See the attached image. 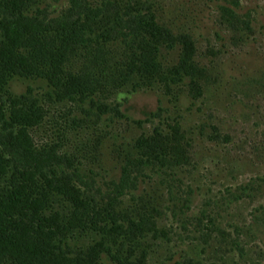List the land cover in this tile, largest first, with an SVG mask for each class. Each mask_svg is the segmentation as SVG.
Wrapping results in <instances>:
<instances>
[{
    "label": "rangeland",
    "instance_id": "obj_1",
    "mask_svg": "<svg viewBox=\"0 0 264 264\" xmlns=\"http://www.w3.org/2000/svg\"><path fill=\"white\" fill-rule=\"evenodd\" d=\"M234 1L157 2L158 21L192 41L195 75L204 69L195 76L200 86L150 79L141 63L129 68L132 46L117 40L106 44L105 60L92 71L99 79L95 98L105 106L70 99L35 77L14 76L0 87V109L7 113L23 108L19 99L31 91L43 117L31 130L35 144L55 147L91 172L95 188L82 187L81 198H94L104 215L84 221L76 237L84 247L110 245L122 264H264V0H236L235 19L226 12ZM13 2L51 19L69 5L0 0ZM184 54L182 42L162 48L164 74ZM81 62L67 69L77 71ZM157 134L165 139L157 154L172 175L147 170L109 212L111 182L138 154L133 145ZM127 219L153 222L155 229L129 230ZM104 254L97 264H120Z\"/></svg>",
    "mask_w": 264,
    "mask_h": 264
},
{
    "label": "trees",
    "instance_id": "obj_2",
    "mask_svg": "<svg viewBox=\"0 0 264 264\" xmlns=\"http://www.w3.org/2000/svg\"><path fill=\"white\" fill-rule=\"evenodd\" d=\"M157 2L68 0V7L52 19L14 2L0 3V87L14 76L35 77L46 80L70 99L105 106L95 98L99 79L92 71L105 60L106 44L117 40L132 46L129 68L141 63L150 79L154 75L172 82L189 79L192 85H199L195 76H202L204 69L195 75L192 41L158 21ZM233 3L234 8L226 7V12L235 19L239 2ZM5 39L10 41L7 46L1 45ZM180 42L184 44V58L164 74L159 52L173 49ZM77 61H83L77 71L67 69V64L73 66ZM19 101L23 108L12 106L9 113L0 109V264H97L100 251L106 259L122 264L121 256L110 245L99 242L89 248L76 239L82 234L84 221L92 224L95 215H104L94 198H81L83 188H95L92 183L89 186L91 172L84 171L68 155L56 152L55 147L37 146L31 130L43 121L40 105L31 91ZM118 108L119 104L115 110ZM161 137L157 134L150 140L139 139L133 145L138 154L130 156L118 181L111 182L112 193L108 195L112 196L106 199L109 212H113V200L125 190L136 188L147 170L172 175L157 154L165 141ZM110 223L115 221L111 219ZM125 223L129 230L155 229L153 222L142 219H127Z\"/></svg>",
    "mask_w": 264,
    "mask_h": 264
}]
</instances>
